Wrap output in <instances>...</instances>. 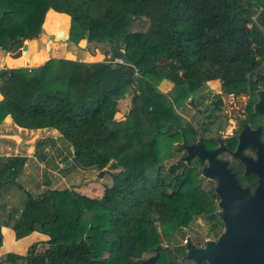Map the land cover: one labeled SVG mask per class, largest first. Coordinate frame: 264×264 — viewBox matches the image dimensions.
Listing matches in <instances>:
<instances>
[{
  "label": "trees",
  "instance_id": "1",
  "mask_svg": "<svg viewBox=\"0 0 264 264\" xmlns=\"http://www.w3.org/2000/svg\"><path fill=\"white\" fill-rule=\"evenodd\" d=\"M262 6L264 0H0V49L13 52L26 39L34 43L41 27L63 40L68 18L72 42L110 45L108 62L92 64L82 77L67 69L75 63L65 59L0 68V122L9 115L21 128L56 130L76 167H120L97 198L65 189L32 196L16 182L26 157L0 156V189L13 184L24 195L0 225L10 226L15 239L31 231L48 236L30 244L25 255L5 254L0 264H131L160 244L161 236L195 216L208 218L212 195L200 188L199 171L180 161L160 167L197 134L174 105L215 80L222 92L248 93L254 101L264 28L253 16ZM140 17L147 19L146 29L130 30ZM114 58L122 62L111 66ZM161 79L172 83L167 93L155 87ZM70 81L80 85L74 92ZM132 84L139 91L132 88L135 126L113 127L116 103ZM137 111L143 115L137 118ZM65 200L73 214L64 210ZM153 264H174L168 248H159Z\"/></svg>",
  "mask_w": 264,
  "mask_h": 264
},
{
  "label": "rangeland",
  "instance_id": "2",
  "mask_svg": "<svg viewBox=\"0 0 264 264\" xmlns=\"http://www.w3.org/2000/svg\"><path fill=\"white\" fill-rule=\"evenodd\" d=\"M263 12L264 6L256 7L253 18L256 19L255 17L260 13L264 15ZM69 27L70 20L68 18L66 38L63 40L60 38L56 40L53 34L46 32L41 27L38 36L33 38L34 43L29 41L23 43L24 40L22 41V44L26 43L27 45L25 50H22L21 47L15 49L13 52L7 49H1L4 53L10 54V57H14L19 51L21 52L20 55L16 56V58L18 57L17 59L5 57L3 63L5 61V66L9 68V66L20 65L22 64V61H27L30 67L33 68L39 67L48 59H65L75 63L73 66L69 65L67 69L70 71L72 70L76 76L82 77L87 74L86 71L92 67V64L101 61H104L105 63L108 62L110 54V45L108 43L94 41L88 42L86 39H81L74 43L68 36ZM146 27L147 19L140 17L133 21L130 30L144 31ZM102 49H106L107 53L105 55L102 54ZM43 50H45V58L41 56V51L43 52ZM115 62L121 63L122 61L119 58H114L110 62L111 66H113ZM260 65L262 67L261 72L263 71L262 73H264V60ZM69 84H71L73 92L80 86L79 83L76 82H71ZM155 87L160 92L167 93L171 89L172 83L166 79H161ZM255 87L259 90L262 89L260 83L257 82ZM132 88L135 94H139L138 90H134V84H132L124 97L117 101L115 111L112 114V120L114 122L112 123V125L114 124L113 127H122L129 123L132 126H135L133 124L135 121H133L130 109L133 92ZM216 99L220 100L219 104H215ZM252 102L253 101H251L248 93L229 94L222 92L219 81L215 80L205 82L199 89L189 94L184 102L174 105V110L176 114L182 118L183 122L190 124L193 129L199 131V133L201 132L204 136H207L214 133H225L227 127L232 124H237L238 120L248 114ZM140 112L141 111H137L135 113L137 118L138 116L141 117V115H143L140 114ZM172 129H169V131H173ZM12 135L19 136L20 139H22V144L24 143L21 148L22 152H30L33 148L34 156L38 159L39 163H43L45 166L49 167V177L45 174L46 170L40 168V170H42V177L39 180L35 179V176L32 174L25 178H19L18 180L16 178V181L32 196H38L46 189H65L67 191L78 192L81 195L90 198H97L100 195L102 187L111 184L112 175L115 172L120 171V167L118 166L106 165L100 170L102 171V174L98 176L99 171L94 168L82 169L74 166L71 147L55 132H49L43 140L38 139L37 141L39 142L36 145L32 144L35 137L30 141L28 136H23L20 132L12 133ZM17 142H20L19 139ZM11 152V149H5V153ZM181 155L182 152L176 150L171 158L160 163V167L165 168L170 163L176 162ZM41 156L44 158L43 161H41ZM110 161L113 162L114 160L111 159ZM195 168L197 172L198 168ZM37 169L39 170L38 166ZM65 174H67V176H65ZM197 175L200 188L203 190L209 189L210 184L207 179L200 177L199 174ZM7 185L8 186L3 189L4 192H1L0 190V205L3 206L0 210V223L8 218L7 214H13V212L20 208L21 201L24 198L22 191H20L15 185ZM63 203L64 210L70 211V213L73 214V207L68 200H65ZM11 222L12 220H9V223ZM156 229H160L158 225L156 226ZM218 231V228L210 226L207 218H203L199 215L192 218L186 227L179 228L176 232L170 233L167 237L161 236L159 245L160 247L168 248V251L173 257L174 264H194L192 260L185 259L183 254L175 255V248L180 246H183L184 248V242L187 238L194 245H202L204 240L210 239ZM153 253V248H151L143 252L140 258H132L131 264H139L140 260L151 256ZM25 254L26 252L24 255ZM3 259L4 258L0 257L1 261ZM17 263L23 264L24 259L18 260Z\"/></svg>",
  "mask_w": 264,
  "mask_h": 264
},
{
  "label": "water",
  "instance_id": "3",
  "mask_svg": "<svg viewBox=\"0 0 264 264\" xmlns=\"http://www.w3.org/2000/svg\"><path fill=\"white\" fill-rule=\"evenodd\" d=\"M257 18L264 28V15L260 13ZM61 35V32L56 33L57 37ZM21 49L25 50L26 45L23 44ZM253 77L254 80L259 78L264 84V73H256ZM255 95L252 109L261 114L264 112V90H257ZM248 128L245 126L242 132ZM257 131L258 129L255 132ZM180 147L184 154L177 161L190 165L193 157L207 160V165L200 168V176L217 181L215 192L219 197V216L224 225L217 239L206 240L203 246L196 247L187 238L183 257L194 260L197 264L203 260L206 264H264V170L258 171V184L249 194L236 184L225 163L213 159V152L209 153L204 149L200 136L189 144H180ZM101 174L102 171H99L98 176ZM159 248V244L153 247L154 253L140 260L139 264H153Z\"/></svg>",
  "mask_w": 264,
  "mask_h": 264
},
{
  "label": "flooded vegetation",
  "instance_id": "4",
  "mask_svg": "<svg viewBox=\"0 0 264 264\" xmlns=\"http://www.w3.org/2000/svg\"><path fill=\"white\" fill-rule=\"evenodd\" d=\"M262 72L260 71L257 73ZM254 81L260 83L262 87L260 90L263 91V82L259 78ZM257 90L259 89L254 90V97H256L255 92ZM245 126L249 128L242 132ZM257 129L258 131L255 132ZM198 136L202 139L204 149L209 153L213 152L212 158L225 163V167L229 170L236 184L240 188L246 189L249 194L252 193L258 184V171L264 170V112L261 114L253 112L251 104L250 113L238 120L237 124H232L227 127L225 133H214L204 136L201 132L199 133V131H197L195 140ZM180 151L183 155V150ZM190 165L198 168L200 176V168L207 165V160H200L197 157H193L190 160ZM202 178L207 179L210 184V188L207 190H209L212 195L213 210L207 219L211 227L218 228L219 230L213 237L207 240L215 241L224 227L222 217L219 216L221 212V207L218 205L219 197L215 192L217 181L214 178ZM231 217L233 218V215ZM205 241L206 240H204V242ZM203 244L193 245L200 247L203 246ZM192 262L197 264L194 260H192ZM200 264H206V262L203 260Z\"/></svg>",
  "mask_w": 264,
  "mask_h": 264
},
{
  "label": "crops",
  "instance_id": "5",
  "mask_svg": "<svg viewBox=\"0 0 264 264\" xmlns=\"http://www.w3.org/2000/svg\"><path fill=\"white\" fill-rule=\"evenodd\" d=\"M52 10V9H49ZM53 11V10H52ZM26 40H31V39H26ZM24 40L23 43L26 41ZM23 45V44H22ZM26 45V43H25ZM22 47V46H21ZM27 47V45H26ZM20 55V53L14 55V57H10V54L4 53L0 49V68H7L5 66V61L3 63V60H5V57H10L11 59H17L16 56ZM47 61V60H46ZM44 61V62H46ZM43 62V63H44ZM42 63V64H43ZM41 64V65H42ZM19 67H26V68H31L29 63L23 62L20 65H15V66H9V68H19ZM1 99V95H0ZM15 132H20V134H23V136H28L30 138V141L33 137H35L34 141L32 144H35V142L38 139H45L48 135L49 132H55L56 134H59L56 130L52 128H37V129H26V128H21L16 126L9 115H6L2 121L0 122V156H14V155H19V156H25L26 160L23 164L21 173L17 176V180L19 178H25L28 175L32 174L35 176V179L39 180L42 177V170L40 168H43V170H46L45 174L49 177V167L45 166L43 163H39L38 159L34 156V150L33 148L29 151L22 152V139H20L19 136L12 135V133ZM60 135V134H59ZM8 139V140H7ZM19 139V143L17 142ZM29 143V142H28ZM47 143V140H46ZM5 149H11V153H5ZM8 152V151H7ZM42 157V156H41ZM43 157L42 160L43 161ZM40 161V162H41ZM37 166L39 167V170L37 169ZM67 176V174H65ZM17 182V181H16ZM42 186V185H40ZM25 189V188H24ZM1 192H4L3 189H0ZM6 191V190H5ZM102 192V189L100 191V194ZM100 196V195H99ZM98 196V197H99ZM3 208L2 205H0V210ZM0 235H1V244H0V257L4 258L5 254L7 253H14L18 255H24L26 252L28 246L32 243H40L44 242L48 239V236L37 232V231H31L29 234L19 238L15 239L14 234L10 226H3L0 225Z\"/></svg>",
  "mask_w": 264,
  "mask_h": 264
}]
</instances>
